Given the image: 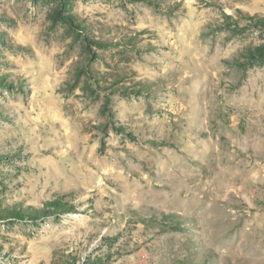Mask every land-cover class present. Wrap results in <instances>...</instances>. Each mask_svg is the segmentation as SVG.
Listing matches in <instances>:
<instances>
[{"label": "rangeland", "instance_id": "obj_1", "mask_svg": "<svg viewBox=\"0 0 264 264\" xmlns=\"http://www.w3.org/2000/svg\"><path fill=\"white\" fill-rule=\"evenodd\" d=\"M0 264H264V0H0Z\"/></svg>", "mask_w": 264, "mask_h": 264}, {"label": "trees", "instance_id": "obj_2", "mask_svg": "<svg viewBox=\"0 0 264 264\" xmlns=\"http://www.w3.org/2000/svg\"><path fill=\"white\" fill-rule=\"evenodd\" d=\"M60 205H61V204H60L59 200H56V201L54 202V205H53L52 207H57V208H58ZM18 215L21 216V213L18 212Z\"/></svg>", "mask_w": 264, "mask_h": 264}]
</instances>
